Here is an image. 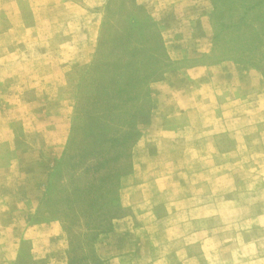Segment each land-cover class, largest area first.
I'll list each match as a JSON object with an SVG mask.
<instances>
[{
  "label": "rangeland",
  "instance_id": "374dc122",
  "mask_svg": "<svg viewBox=\"0 0 264 264\" xmlns=\"http://www.w3.org/2000/svg\"><path fill=\"white\" fill-rule=\"evenodd\" d=\"M0 264H264V0H0Z\"/></svg>",
  "mask_w": 264,
  "mask_h": 264
}]
</instances>
